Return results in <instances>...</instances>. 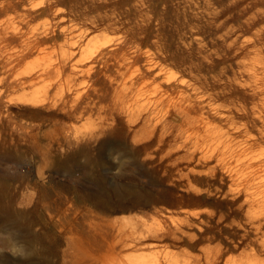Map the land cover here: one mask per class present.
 Wrapping results in <instances>:
<instances>
[{
    "label": "rangeland",
    "instance_id": "1",
    "mask_svg": "<svg viewBox=\"0 0 264 264\" xmlns=\"http://www.w3.org/2000/svg\"><path fill=\"white\" fill-rule=\"evenodd\" d=\"M0 26L17 33L0 60L19 56L0 81L35 77L0 104V196L24 222L0 219V264H42L19 251L30 236L39 249L54 247L51 264H129L167 253L178 264H205L206 253L230 248L223 264L250 251L241 240L247 203L264 200V0H0ZM23 93L49 109L8 103ZM79 96L85 113L69 116ZM151 96L161 100L147 106L169 156L130 166L126 148L94 135L112 104ZM114 189L144 197L112 196L109 209L91 198ZM186 213L213 228L205 242L201 225L183 229L196 251L183 240L110 248ZM92 229L95 243L86 239Z\"/></svg>",
    "mask_w": 264,
    "mask_h": 264
},
{
    "label": "bare ground",
    "instance_id": "2",
    "mask_svg": "<svg viewBox=\"0 0 264 264\" xmlns=\"http://www.w3.org/2000/svg\"><path fill=\"white\" fill-rule=\"evenodd\" d=\"M16 36H17V33L14 30L10 31V28L0 26V52H3V49L7 46L8 43H11V41L16 40L15 39ZM45 36H47V34L44 35V37ZM34 41L37 44H40V42H42V41L45 43L47 41V38L45 37L44 39H40V37H39V39L36 38V39H34ZM1 45H4V46H1ZM27 48H28V46L26 47V49ZM18 57L19 56H12V57L8 58L7 61H5V62L0 60V70H1V68H7L8 66L12 65L14 62H16L18 60ZM0 58H1V53H0ZM46 73L47 72L44 71L41 75H44ZM168 76L171 77L170 75H168ZM34 78H35L34 75L29 74L25 77H22L21 79L15 78L11 81H9V79H4V80L0 81V104L4 101V97H5V94L7 92H9L10 90L19 91V90L25 88L23 86L28 84L29 81L31 79H34ZM164 78H168V77H164ZM172 83H174V82H172ZM182 95H183V93H182ZM140 96H142V94H140ZM153 97L154 96H151V97L147 98L146 100L140 99L137 97L133 102H130V103L129 102L126 103L124 101V99L122 98L121 104L124 105V106H122V108H118L117 104H115V105L112 104V106L110 107L109 112H108V115L110 114V117L108 118L109 121L107 123L105 122L104 125H102L100 127L97 134L94 135L95 138H103V139L105 138L106 141L108 140L110 143H116L117 147L126 148L128 150V152L132 155V161L130 163V166H141V165H144L148 162L149 163L150 162L151 163L152 162L157 163V160L159 162V160L162 161L167 156H169V153L163 155V153L165 151L164 148H165L166 142H167L165 140L166 134L162 135V133L161 134L158 133L160 130V127H161L160 122L159 121H157L156 123L153 122L154 116H153V118H151V115L154 113V111H152L151 109H148V106H147L149 103H151V104L156 105L155 108H157V106L159 105V102H161V100L159 98L155 99ZM195 101H196V99H195ZM186 102H187V100H186ZM8 103L9 104L20 103V104H24V105L38 106L42 110L49 109L48 105L46 104L47 103L46 99H39L38 97L31 95L29 93H23L22 96L17 98V99H10L8 101ZM84 103H85V101H84L83 96H79L76 99L75 103L72 106H69L67 114L69 116L83 115L85 113ZM179 103H176V104H179ZM67 105L68 104L66 103L65 107ZM193 108L195 110V107H193ZM188 109L189 108L187 107V110ZM182 112H184V111H182ZM190 112H192V111H190ZM122 115H125V116H122ZM123 117H124V119H123ZM209 117H211V115ZM176 119H178V117ZM203 119L205 120V118H203ZM208 121H209V119H208ZM210 122H211V120H210ZM140 125H141V127H140ZM27 127L33 128L32 126H27ZM110 145L112 146L113 144H110ZM209 149H211V148H209ZM209 149H208V151H209ZM208 151H207V154L210 153V151H209V153H208ZM206 158H207L206 161L209 160L208 159L209 157H206ZM202 160L205 161L204 158ZM4 189H5V185L2 186L3 191H5ZM90 195H92V194H90ZM127 195L134 196L136 199H142L144 197V195H142L137 190H130V189H119V190L116 189L115 190L114 189V190H107V191L100 192V193H95L91 196V198L93 200H95V202L97 204L104 206V207L109 209L110 203H111L110 197L114 196V197H117L119 199V198H123ZM114 197H112V198H114ZM250 198L252 201L249 200L247 203L248 204L247 207H248L249 211H247L246 219L244 220L247 222V223H245V222L244 223L248 224V228L245 231L244 235L242 234V237H241V240H247V241L249 240L248 247L250 248V251L248 253H245L241 260L233 261L229 258V259L225 260V262H223V264H264V260L261 259V256L262 257L264 256V200L256 199L253 195H251ZM145 200L147 203L149 202L148 198H145ZM12 206L13 205H11L7 202H4L0 196V219L5 223L11 224L13 227H16V228L24 227V222L22 220L21 215L17 214L13 210ZM118 209H119V211L124 212L127 210H131L132 207H130V208L123 207V208H118ZM203 214H204V212H203ZM205 214H207V213H205ZM202 217L203 216L200 213H186L185 217L183 219L177 220L175 218H171V221H170L171 224L167 228H165L164 226L161 225L157 228L156 227L155 228H153V227L147 228L142 233H140V230H141L140 229V230H138V232L140 233L138 236H136L137 231H133L132 233L128 234L126 236V238H121L117 242L112 244V246H110V248L112 250L117 251L116 248H117V246H119V247H128L129 249L135 250L138 247H141V249L148 247L147 245L151 244V243H161V242H165V241L178 242V241L183 240L184 243L186 242L193 249V251L194 250L196 251L197 245L196 246L194 245L196 242V237L194 236V234H193V237L190 236L187 233L189 231L186 232L183 229H188V228L191 229L192 228L193 230H195L196 225H198V226L204 225V221H207L209 218H207V220L203 221L202 219H204L205 217L204 218H202ZM211 220L212 219H210L209 221H211ZM166 223H169V222H166ZM209 224H212V223H209ZM201 226L197 227L196 231L200 235V239H199V237H198V239L201 241H204L205 236L206 235L208 236V234L210 235L213 228L210 226L212 228L211 229V228H209V226L207 227L206 225H204L206 227H201ZM244 227H245V225H244ZM28 228L31 229L32 225H29ZM123 228H120L119 230L122 231ZM124 230H125V228H124ZM92 233H93V229L89 232V235H86V239L89 243H95V236L92 235ZM177 234H180L178 236H181V237L180 238L176 237ZM251 235H252V237H251ZM118 236H119V234L117 235V237ZM208 238H211V237L208 236ZM206 240H207V238H206ZM36 242H37L36 236L28 237L27 240L25 241V244L20 246L19 251L26 253V255L29 256V259L38 260V261L42 262V264H44V263L51 264L53 253H54V250H53L54 247L49 246L46 249H39L36 246ZM199 243L200 242H198V244ZM246 247H247V244H246ZM147 251H150V250H147ZM228 252H230V248L217 249V250L211 251L209 253H206L205 257H204L205 258V264H220V259L222 257H226V254H228ZM190 253L185 252V255L188 256L189 259L193 258L190 255ZM116 256L117 255H115V257ZM119 261H117L118 264H119ZM122 263H123V261H122ZM197 263L199 264L200 260H198ZM114 264H116V262ZM120 264H121V262H120ZM129 264H178V262L176 260L175 255H173L171 253H167L161 257L158 255H143L140 257H133V258L129 259Z\"/></svg>",
    "mask_w": 264,
    "mask_h": 264
}]
</instances>
